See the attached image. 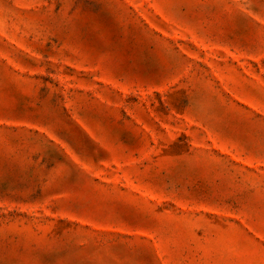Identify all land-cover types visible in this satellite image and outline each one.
I'll use <instances>...</instances> for the list:
<instances>
[{
    "label": "rangeland",
    "instance_id": "1",
    "mask_svg": "<svg viewBox=\"0 0 264 264\" xmlns=\"http://www.w3.org/2000/svg\"><path fill=\"white\" fill-rule=\"evenodd\" d=\"M0 264H264V0H0Z\"/></svg>",
    "mask_w": 264,
    "mask_h": 264
}]
</instances>
